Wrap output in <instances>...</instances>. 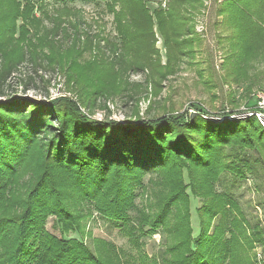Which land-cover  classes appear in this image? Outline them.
Returning a JSON list of instances; mask_svg holds the SVG:
<instances>
[{
	"label": "trees",
	"instance_id": "obj_1",
	"mask_svg": "<svg viewBox=\"0 0 264 264\" xmlns=\"http://www.w3.org/2000/svg\"><path fill=\"white\" fill-rule=\"evenodd\" d=\"M203 1L168 0L164 7L158 3L151 8L147 0H106L115 32L109 39L102 31L93 33L90 25L84 27L86 22L71 8L38 18L28 1L21 10L18 0H0V33L11 36V45L23 43L32 64L49 65L47 57L62 56L54 60L57 67L74 72V62L65 66L66 55L90 50L102 56L103 67L112 74L94 73L92 79L101 76V82L93 81L88 93L75 92L77 101L12 95L1 99L8 78L23 62V50L10 52L0 45V264H124L112 243L96 240L91 248L83 240L81 221L91 209L105 220L121 222L134 244L142 235L167 233L163 249L154 257L143 254L140 264H149L144 258H151L150 264H257L254 249L259 246L264 253V231L257 224L250 228L236 202L215 187L225 172L238 180L255 172L248 151L257 153L255 162L264 177V127L254 115L235 117L255 109L248 86L241 93L247 110L239 113H210L202 103L192 102L183 112L158 116L144 117L135 109L121 125L91 119L81 110L93 112L98 96L107 97L122 84L123 98L138 102L132 94L138 84L126 77L130 72L148 73L143 61L150 58L133 57L139 49L156 53L154 26L168 63L162 71L156 68L159 79L191 58L201 46L194 21ZM216 6L219 27L229 32L220 45L224 78L238 87L242 80L249 81V61L264 43V0H222ZM17 19L24 24L13 38ZM44 19L48 24L35 39ZM80 74L83 77V68L72 76L74 81ZM148 174L153 175L147 189L151 200L138 209L135 188ZM191 198L200 202L195 208L196 236ZM50 216L63 234L76 232L81 238L48 232Z\"/></svg>",
	"mask_w": 264,
	"mask_h": 264
},
{
	"label": "rangeland",
	"instance_id": "obj_2",
	"mask_svg": "<svg viewBox=\"0 0 264 264\" xmlns=\"http://www.w3.org/2000/svg\"><path fill=\"white\" fill-rule=\"evenodd\" d=\"M26 1L33 5V15L38 18L54 15V11H57L55 10L57 8L58 11H65L67 8H71V11L76 12L75 14L86 22L84 27L91 26L89 29L93 33L102 31L109 39L115 37L112 15L106 12L105 8L106 0H18L21 10ZM147 1L148 6L153 8L158 3L164 7L168 0ZM221 1H203L201 11L196 14L194 21V31L197 38L201 41V46L196 48L191 58H184L174 69L175 72L164 79H159L156 75V68L162 71L163 67L167 66L166 49L163 46L159 32L155 26L153 27L155 37L153 48L156 53L148 52L146 54L142 49H139L136 50L137 55L133 57V59L139 61L144 58H150L153 60V65H150V59L145 60L143 62L150 67V69L148 67V73L146 71L142 74L130 72L126 77L130 83L138 84V86H133L132 88L134 89L132 94L138 101L136 104L123 98L125 97L124 92L120 91L124 86L122 84L118 90L119 92L109 93L107 97L98 96L93 112L87 111L85 108H81V110L91 119L99 121L112 119L121 125L126 123V119L133 115L132 112L135 109H138L140 115L144 117L147 115L158 116L163 113L183 112L188 104L192 102L202 103L210 113H217L222 110L230 111L231 109L239 113V111L247 110L241 97V93L247 86L250 89L248 96L250 95L249 98L250 100L252 99L250 104L254 105L253 109L256 108L259 95H264V43L257 45L253 51L255 53H253L249 61V67L245 73V75L248 74L249 81L242 80L241 85L238 87L227 82V79L224 78L225 68L221 66L223 52L220 45L223 43L221 37L229 32L225 28L219 27L221 21H218L220 17L216 15V5ZM3 9L4 7L0 8V15ZM23 24L20 19L15 21L16 32L13 38L19 37V27ZM47 24V20L44 19L43 24L34 33L36 35L35 39L43 34ZM1 25L4 24L1 23ZM1 35L2 33H0L2 50L5 49L11 52L12 49L15 53L23 50V53H21L23 62L8 78L5 86L7 88L1 99H7V96L12 95L14 97H26L41 101L70 97L77 101L75 92L88 93L94 88L92 86L94 84L93 81H97L98 85L101 82L99 80L101 76L92 79L94 73L97 72L106 76L112 75L106 71V66L103 67L102 56L90 50H85L75 55H66L65 66L74 62V72H66L64 68L57 67L54 60L62 59V56L54 60L47 57L49 63L56 65H48L46 61L40 62V66L37 62L32 64L25 58L26 52L23 43L13 42L11 45V36ZM65 50L68 51V48H65ZM59 54L61 53L58 51L57 55ZM144 54L146 56L143 58ZM131 56L129 57L132 58ZM82 68L84 69L83 77L80 74L78 81H74L72 76L81 73ZM110 82L111 79L107 77V84H110ZM158 82L159 84H156ZM232 101L234 102L232 103ZM189 112L193 113L192 110H189ZM256 158L257 153L255 151H248L247 160L251 165H254L255 172L248 174L243 180L233 179L231 174L225 172L219 177L215 187L217 191L228 193L236 202L250 228L257 224L264 231V177L262 176L261 166L255 162ZM151 176L153 175H145L142 179V185L135 188V206L138 209L147 207L149 199L151 200V195L147 190ZM144 186L147 187L146 192L141 191ZM199 204L198 199L191 198L190 211L193 236H196L199 230L195 213V208ZM130 215L135 217L136 211L131 210ZM81 227L84 231L83 240L91 248H93L96 240L110 242L121 255L124 264H140V258L143 254L148 257L156 256L163 249V241L167 238V233L164 231H156L150 236L142 235L137 242L138 244H134L129 240V236L126 234L121 222L105 220L98 216L93 209L81 221ZM45 229L58 238L62 236L65 238H81L76 232L69 231L63 234L60 227L56 225L53 216L48 217ZM254 251L257 264H264V253L261 247L257 246ZM144 260L149 264L152 261L151 258H144Z\"/></svg>",
	"mask_w": 264,
	"mask_h": 264
},
{
	"label": "built area",
	"instance_id": "obj_3",
	"mask_svg": "<svg viewBox=\"0 0 264 264\" xmlns=\"http://www.w3.org/2000/svg\"><path fill=\"white\" fill-rule=\"evenodd\" d=\"M256 110L251 111V112H246L244 114L237 115L235 117H244V116H251L254 115L257 117L261 125L264 127V95H259L257 105H256Z\"/></svg>",
	"mask_w": 264,
	"mask_h": 264
}]
</instances>
